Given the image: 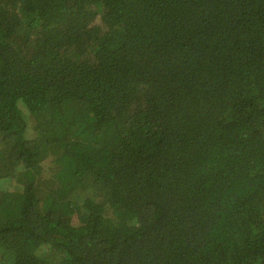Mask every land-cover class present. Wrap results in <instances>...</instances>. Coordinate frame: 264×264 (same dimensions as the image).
<instances>
[{"label":"trees","instance_id":"trees-1","mask_svg":"<svg viewBox=\"0 0 264 264\" xmlns=\"http://www.w3.org/2000/svg\"><path fill=\"white\" fill-rule=\"evenodd\" d=\"M0 264H264V0H0Z\"/></svg>","mask_w":264,"mask_h":264}]
</instances>
